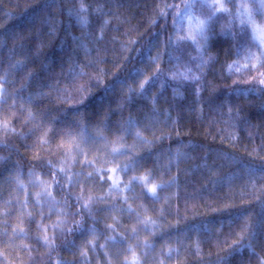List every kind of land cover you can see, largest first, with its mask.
<instances>
[{
  "label": "trees",
  "instance_id": "obj_1",
  "mask_svg": "<svg viewBox=\"0 0 264 264\" xmlns=\"http://www.w3.org/2000/svg\"><path fill=\"white\" fill-rule=\"evenodd\" d=\"M245 1L0 0V264H264Z\"/></svg>",
  "mask_w": 264,
  "mask_h": 264
},
{
  "label": "snow or ice",
  "instance_id": "obj_2",
  "mask_svg": "<svg viewBox=\"0 0 264 264\" xmlns=\"http://www.w3.org/2000/svg\"><path fill=\"white\" fill-rule=\"evenodd\" d=\"M228 2H233V0H228ZM257 2H258V5H259V8L261 10H264V0H257ZM205 6H207L208 8L214 10V11L210 12L209 17H208L209 20H211L212 16H214L217 11H227V9L224 7V4L221 2V0H217L216 3L210 4V5L206 4V0H205ZM241 7L244 8L245 11L248 12L249 16H251V11L248 10V5L247 4H242ZM202 23H204V22H202ZM200 31H201V35L203 36V28H201ZM261 51H262V53H264V49H262ZM261 84H264V80H261ZM143 88H144V85H141V89L142 90H143ZM133 179H135V178H133ZM148 191L150 193H152L153 196H154V194L157 191V188L155 186H153Z\"/></svg>",
  "mask_w": 264,
  "mask_h": 264
},
{
  "label": "rangeland",
  "instance_id": "obj_3",
  "mask_svg": "<svg viewBox=\"0 0 264 264\" xmlns=\"http://www.w3.org/2000/svg\"><path fill=\"white\" fill-rule=\"evenodd\" d=\"M217 1V0H215ZM221 2L223 4H225V2H227V0H221ZM233 4L236 6L237 9H241L242 11H244V14L246 15V11L244 8L241 7L242 4H246L245 0H233ZM184 24L188 27H193L196 31H198V27L196 26V22L193 20L192 16L190 15L189 12L186 13L185 15V22ZM255 31H257L256 27H254ZM187 34L192 33V31L190 29L186 30ZM258 36L261 39L262 35L260 34V32H258ZM112 178V175L110 176ZM114 178V177H113Z\"/></svg>",
  "mask_w": 264,
  "mask_h": 264
}]
</instances>
